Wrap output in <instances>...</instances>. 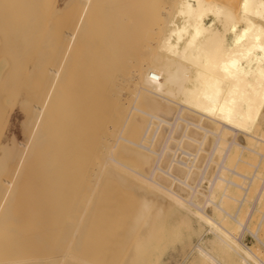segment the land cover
<instances>
[{
	"label": "bare ground",
	"instance_id": "6f19581e",
	"mask_svg": "<svg viewBox=\"0 0 264 264\" xmlns=\"http://www.w3.org/2000/svg\"><path fill=\"white\" fill-rule=\"evenodd\" d=\"M98 1L0 0V122L19 98L28 139L0 133V264H164L171 232L198 237L188 264H264L240 217L264 167V0Z\"/></svg>",
	"mask_w": 264,
	"mask_h": 264
},
{
	"label": "rangeland",
	"instance_id": "374dc122",
	"mask_svg": "<svg viewBox=\"0 0 264 264\" xmlns=\"http://www.w3.org/2000/svg\"><path fill=\"white\" fill-rule=\"evenodd\" d=\"M42 1H44V3L45 4H47V6L49 7L50 5H51V7H50V9L49 10H52L53 9V7H54V5H55V7H54V9L55 8H61V7H64L65 5H67L68 4V2L70 3V5L72 4V3H74L75 1H77V0H53V1H51V0H42ZM100 2L102 1V0H99ZM98 1V2H99ZM104 1V0H103ZM102 1V2H103ZM114 1H116L117 3H119L118 5H119V7L116 5L114 8H120L121 7V9H123L124 11H127L130 7H134L133 6V3L135 2V0H134V2H132V6H131V1L132 0H114ZM114 1H112V2H110V0L108 1V0H105V2H107L108 3V5L110 4V6H108V8L109 9H112L113 8V5L111 6V4H113L114 3ZM129 1H130V3H129ZM136 1H139V0H136ZM152 1L153 0H151V2L150 3H148L149 4V6L147 5V4H144L145 6L143 7L141 4H143V3H141L142 1L140 0V5H141V7H143V8H145L146 6H148V7H146V9L147 8H149L148 9V11H147V13L149 12V10H151L150 11V13H148V15H150V14H152L153 13V10L155 9V4L153 3L152 5H151V3H152ZM63 2H64V4H63ZM98 2H97V8H99L98 9V11L97 12H100L99 13V15L101 14V16L102 15H105V13H103L104 12V8H106L107 6H106V4H105V2H103V5H104V8H103V6H102V2H101V5H100V2H99V4H98ZM110 2V3H109ZM115 2V3H116ZM124 4H123V3ZM234 5H236L237 6V4H238V2H239V0H234ZM67 3V4H66ZM130 4V7H129V4ZM237 3V4H236ZM49 4V5H48ZM128 4V5H127ZM137 3H135L134 5H136ZM69 5V4H68ZM100 5V6H99ZM126 5H127V7H126ZM139 5V4H138ZM138 5L137 6H135L134 8H136V7H138ZM140 5H139V7H140ZM151 5V6H150ZM47 6H44V7H47ZM106 6V7H105ZM43 7V8H44ZM47 7V8H48ZM124 7V8H123ZM141 7L140 8H138V10H140L141 9ZM154 9H153V8ZM46 8V9H47ZM52 8V9H51ZM100 8H102L103 9V11L101 12L100 10H102V9H100ZM108 8L107 9H105V10H107L108 11ZM118 8L116 9V11L118 10ZM150 8H152V9H150ZM48 10V9H47ZM113 10V9H112ZM132 10H134V11H132ZM44 12L46 11L45 10V8H44V10H43ZM106 11V12H107ZM110 11V10H109ZM115 11V14L117 13L118 14V11H121L122 12V10H118L117 12ZM123 11V12H124ZM130 11V12H129ZM128 11V13L130 14V17H134V16H136V15H133L134 13H136V12H140V11H137V9H132V8H130V10ZM142 11V10H141ZM68 12V11H67ZM122 12V14H124V16L126 17V16H128V14H127V12H125V13H123ZM132 12H133V14H132ZM152 12V13H151ZM79 13V12H78ZM77 13V14H78ZM108 13V12H107ZM113 13H114V11H113ZM65 14V13H64ZM68 14V13H67ZM112 14V13H111ZM120 12H119V15H122ZM61 15H63V14H61ZM60 15V16H61ZM79 15H80V13H79ZM78 15V16H79ZM131 15H133V16H131ZM69 17L70 16H72V15H68ZM67 15H66V17H68ZM74 16V15H73ZM73 16H72V18H73ZM77 16V15H76ZM65 17V16H64ZM63 17V18H64ZM75 17V16H74ZM80 17V16H79ZM78 17V18H79ZM77 18V17H76ZM66 19V18H65ZM65 19H62L61 18V21L62 20H65ZM69 19V18H68ZM78 20V19H77ZM132 20V19H131ZM69 21H72V19L71 20H69ZM73 21H74V19H73ZM72 21V22H73ZM130 21V20H129ZM133 21V20H132ZM58 22H60V20H58ZM134 22V21H133ZM63 23H64V21H63ZM68 22L67 21H65V23L64 24H66V28L68 29V26H69V24H67ZM71 23V22H70ZM58 24H60V23H58ZM73 24H75V21H74V23ZM63 25V24H62ZM60 26H61V24H60ZM63 27H65L64 25H63ZM70 27V26H69ZM19 98L17 99V100H14V102L13 103H11L10 104V110L8 109V111H7V114L8 113H10V114H6V117L4 116V118L3 119H5V120H1V122H0V126H1V129H2V132H1V130H0V133H1V135H2V142L5 144V145H7L8 146V148H9V150H11V151H13V152H15V153H18V154H20L21 152H23V150L25 149V146H26V143H27V140L28 139H26V133H25V131H24V121H25V117H24V115H23V112L21 111V109H20V105H19ZM9 111H11V112H9ZM9 116V117H8ZM7 120V121H6ZM3 125V126H2ZM4 128V129H3ZM3 133V134H2ZM6 140V141H5ZM26 140V141H25ZM13 149V150H12ZM15 150V151H14ZM19 151V152H18ZM248 162L250 163V164H252V165H255V164H257L258 163V160L256 159V158H254V161H249L248 160ZM257 162V163H256ZM238 168L240 169L239 171L240 172H242L243 174H245V175H247V176H251L252 175V173L254 172V169H253V167H250V166H248L247 164L245 165V163H243V162H239L238 164ZM242 166V167H241ZM243 166H245V167H243ZM262 166H264V165H262ZM241 167V168H240ZM260 175V177L258 176V178L254 181V183H253V185H252V188H251V191L249 192V194H248V197H247V203H245V205H244V207L242 208V211H241V213H240V217H241V219H242V221H244L245 223L247 222V225H248V229L251 231V232H256V230L258 229V226H259V223H260V220H261V218L263 217L262 215H263V213H264V197H262V199L263 200H261V202L258 204V209H257V212H254V217H252L251 219L252 220H247V217H248V215L250 214V212H251V209H253L252 207H253V204H254V202L256 201V199H257V196H258V194H259V191H260V189H261V187L263 186V180H264V167H261L260 168V173H259ZM237 179V178H236ZM260 179V180H259ZM237 181H238V183L239 184H244V183H248L247 181H244V180H240V179H237ZM243 182V183H242ZM242 195H243V193L242 192H240V199H241V197H242ZM264 196V195H263ZM254 201V202H253ZM233 209V208H232ZM234 209H238L237 208V206L234 208ZM236 210H234L235 212H236ZM233 210H232V214H234L235 212H234ZM259 211V212H258ZM262 211V212H261ZM234 212V213H233ZM124 222H125V220L124 221H122V223H121V225H123L124 224ZM107 222H105V225H107L106 224ZM264 223V222H263ZM101 224H103V222H101ZM254 224V225H253ZM104 225V224H103ZM120 225V226H121ZM253 228H254V230H253ZM122 229V228H121ZM120 229V230H121ZM261 230V231H260ZM260 230H259V235H258V237H259V240H261L262 242H264V224H262V226L260 227ZM263 234H261V233ZM170 233V232H169ZM252 233V234H253ZM251 234V235H252ZM173 235H178V234H173L172 232L170 233V237L171 238H173V239H171L170 240V237H169V239L167 240L168 241V244H167V241H166V243H165V245H167V247L166 246H164V248H166V249H163L162 251H163V255H162V259H163V261H164V264H188L189 262H191L192 261V257H189V253L191 252V250H192V247L195 245V243H197V241H198V237L195 235H191V236H189L190 238H189V240H188V238H187V235H189V233H186V232H183V233H181V234H179L178 236H173ZM182 235V236H181ZM249 233H245V235H244V239H243V243L244 244H246L247 246H251L252 248H253V250H255V248H257V249H260L261 251H263V255H264V246H262L259 242H257V240H255V238L253 237V236H251ZM184 236H185V238H184ZM206 237H207V240L208 239H210L211 238V235L210 234H205V239H206ZM260 237H262V238H260ZM176 238V239H175ZM187 238V239H186ZM192 238V239H191ZM175 240V241H174ZM179 240H181V241H179ZM170 241H172V242H170ZM188 242V243H187ZM256 242V243H255ZM174 244V245H173ZM186 244V245H185ZM260 245V246H257V245ZM192 245V246H191ZM53 249V248H52ZM54 250H55V247H54ZM166 252H168V253H166ZM166 253V254H165ZM121 255H122V253H121ZM185 255V256H184ZM43 256L44 257H47V254L45 253V254H43ZM49 256V255H48ZM166 256V257H165ZM194 256V255H193ZM51 257V256H50ZM107 257H108V255H107ZM52 258V257H51ZM50 258V259H51ZM181 258V259H180ZM191 260V261H190ZM262 260L264 261V259H263V257H262Z\"/></svg>",
	"mask_w": 264,
	"mask_h": 264
}]
</instances>
